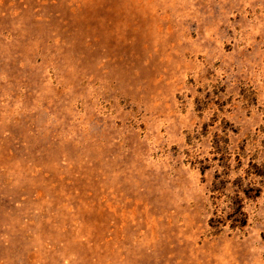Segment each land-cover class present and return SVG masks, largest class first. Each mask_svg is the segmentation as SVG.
<instances>
[{
	"label": "rangeland",
	"instance_id": "374dc122",
	"mask_svg": "<svg viewBox=\"0 0 264 264\" xmlns=\"http://www.w3.org/2000/svg\"><path fill=\"white\" fill-rule=\"evenodd\" d=\"M0 264H264V0H0Z\"/></svg>",
	"mask_w": 264,
	"mask_h": 264
},
{
	"label": "trees",
	"instance_id": "16d2710c",
	"mask_svg": "<svg viewBox=\"0 0 264 264\" xmlns=\"http://www.w3.org/2000/svg\"><path fill=\"white\" fill-rule=\"evenodd\" d=\"M236 187L241 188L230 196L223 211L218 210L210 218V226L217 228L228 224L231 229H241L247 224V214L244 211V198H254L259 195L260 189L254 185L243 187L239 180L236 181ZM214 190H218L215 187ZM241 192V193H240Z\"/></svg>",
	"mask_w": 264,
	"mask_h": 264
}]
</instances>
